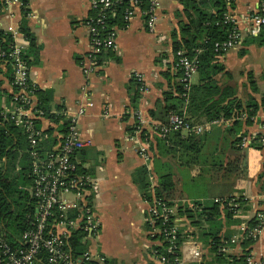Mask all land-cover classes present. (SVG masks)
Returning a JSON list of instances; mask_svg holds the SVG:
<instances>
[{"label":"crops","instance_id":"1","mask_svg":"<svg viewBox=\"0 0 264 264\" xmlns=\"http://www.w3.org/2000/svg\"><path fill=\"white\" fill-rule=\"evenodd\" d=\"M157 2L153 32L146 29L141 8L134 6L131 20L117 31L114 50L101 54L98 69L87 74L83 66H88L90 50L85 26L91 14L89 0H26L25 4L20 0L21 4L0 8V27H12L17 43L25 44L28 50V41L21 30L23 26L34 37L37 54L28 58L29 80L42 92L44 105L48 107V116L38 119L37 127L43 132L52 130L51 139L55 138L56 144L63 133L60 132L62 123L80 108L84 109V114L78 117V128L89 145L75 155V160L80 171L93 181L90 200L100 223L98 235L89 242L88 248L104 256L110 264H159L153 252L161 243L154 238L147 223L150 204L143 199L134 181L135 170L142 166L147 169L151 192L160 175L171 174L174 187L169 200L172 202L204 204L219 198L242 196L247 209L241 210V217L234 219L241 222L256 212L264 216L263 108L258 109L250 125L243 124L236 134L228 131L233 119H221L210 125L201 135L197 161L189 151L184 156L177 151L175 155H167L174 144L163 146L162 139L146 129L142 136L146 133L148 137L150 159L145 163L138 155L139 143L131 140L135 125L131 112L139 110L147 120L157 122L148 112L163 101L165 93L174 94L178 77L171 49L172 34L178 33L181 22H186L178 0ZM260 2L232 0L229 3L228 14L234 19L242 39L239 46L217 56L224 71L215 79L220 86L234 88L236 98L242 103L248 100L259 103L264 95V46L256 40L260 28L255 31L249 21ZM10 73L8 67L0 64V108L8 104L13 91ZM135 74L142 76L146 92H138L139 98L133 105L131 97L137 90ZM192 84H198L197 74ZM36 98L39 107V98ZM244 119L242 114L241 120ZM241 136L247 138L246 146L236 147L233 142ZM12 146L11 153L16 154L13 171L17 173L28 164V171L22 176L23 182L27 181L28 143L24 138L12 136ZM41 146L43 151L53 147L51 142ZM3 162L6 164L7 160ZM25 186L26 190L30 187ZM179 219L180 228L187 233L182 247L184 264H221L212 254L208 239L201 234L207 225L202 222L203 227L192 226L185 218ZM222 223V235L238 233V225L227 226L224 219ZM190 247L200 252L195 261L189 258ZM246 252H251L255 264H264V224L256 241L246 247L233 245L225 256L240 257Z\"/></svg>","mask_w":264,"mask_h":264},{"label":"built area","instance_id":"2","mask_svg":"<svg viewBox=\"0 0 264 264\" xmlns=\"http://www.w3.org/2000/svg\"><path fill=\"white\" fill-rule=\"evenodd\" d=\"M117 0H89L90 16L85 21L88 30L90 50L87 54V65L83 66L85 74L98 69V58L101 54L112 51L115 48L117 31L121 28L111 26L108 28L106 19L113 12V5ZM138 0H129V8L125 10L123 20L127 24L133 17V8ZM142 1V0H140ZM148 3L145 16V26L149 32H153L156 23L157 0H144ZM232 0L227 1V5ZM20 0H0V8ZM21 4V3H20ZM23 5V4H22ZM249 21L254 25L255 31L264 25V0H261L257 12L249 16ZM225 22L233 25L227 40L221 44H215V52L222 56L230 49L241 43V33L235 26V21L230 14L225 15ZM0 36L8 38L9 41L3 48L0 46V63L9 65L13 80L11 86L13 91L8 97V104L0 108V124H10L21 130L28 143V157L30 162L29 178L31 185L27 188L30 195L36 200L35 215L31 221L30 228L26 230L20 239L18 246L11 247L3 238H0V264H105L104 256L94 254L89 250L88 244L95 240L100 229V223L94 212L90 191L93 189L92 179L82 173L75 160V155L89 145L84 140L78 128V117L84 114L80 108L76 114L65 120V131L61 134L56 144L48 151L42 150V143L48 136L39 127L37 120L44 116V111L38 107L36 98V87L29 80V60L26 57L27 47L25 44L17 43L12 27L2 29ZM176 71L181 73L179 82L182 84L183 97L190 90L192 77L196 74L198 61L190 59L182 51L174 54ZM135 83L138 92H146L143 79L140 74H135ZM106 116V113H105ZM135 121L131 140L139 143L137 153L145 163L150 159L147 148L148 137L142 141L144 129L150 133L165 139L172 132L184 134L202 135L213 121L201 124H191L183 116L170 113L166 124L147 120L141 111L131 112ZM264 128V126H263ZM247 138L241 136L240 146H246ZM234 200L228 203L232 207L233 216L241 217V210L236 209L238 204ZM181 205H187L190 209H196L192 202L178 201ZM169 206L168 202L161 199L154 200L147 209V223L152 234L159 236L162 242H167L166 252L173 256L171 264H184L182 246L177 249V235L180 228V219L176 216L177 203ZM253 221V226L250 225ZM264 224V216L256 212L250 219L243 218L237 226L238 233L228 240H224L218 252L227 254L233 245H241L246 239L252 243L259 237ZM81 234L80 243L87 246L81 254L76 255L72 250L71 238L76 233ZM159 264H167L166 257L153 252ZM178 254V255H177ZM180 254V255H179ZM189 258L197 260L200 257L198 249H188ZM243 264H255L251 252L242 254Z\"/></svg>","mask_w":264,"mask_h":264},{"label":"trees","instance_id":"3","mask_svg":"<svg viewBox=\"0 0 264 264\" xmlns=\"http://www.w3.org/2000/svg\"><path fill=\"white\" fill-rule=\"evenodd\" d=\"M21 1L23 4L26 3V0ZM178 1L183 8L186 22H181L178 33L174 32L172 34L171 49L173 55L178 51H182L188 58H196L198 61L196 71L198 84H192L186 96L183 97L184 90L182 84L179 82L181 73L176 71L178 83L175 84L174 94L172 92L165 93L163 101L158 102L155 109L150 110L148 115L161 124H166L170 113L183 116L187 122L194 125H204V123L219 121L221 119H233L228 131L236 134L240 131L243 124L248 126L252 123L259 108L264 109V95L261 97L259 103L253 100L242 103L236 98L234 88L220 86L215 79L218 74L224 71V68L217 60L218 54L215 52L214 46L217 43L221 44L226 41L233 28L231 23L225 22V15L228 13V0ZM137 5H139L143 12L148 8V3L144 0H138ZM128 8L129 0H117L112 7L113 12H111L106 19L108 28L117 26L123 29L125 27L123 15ZM21 30L28 41L26 57L29 58L30 55H36L37 49L35 47L33 35L24 28V26ZM3 38L4 37L0 36V46L2 48L6 46L9 41L8 38H5L3 42ZM256 40L259 45L264 46V25L260 27ZM173 63L175 64V57ZM6 67H8V72L12 74L9 65L6 64ZM9 78L12 82L13 76ZM262 79L264 80V70ZM136 86L137 90L131 97L133 105L136 104L139 98L138 85L136 84ZM251 86L254 90L253 79L251 81ZM36 95L39 98V108L44 111L45 116H48L46 113L48 107L44 105L45 100H43L42 92L36 91ZM242 114L245 115L244 120H241ZM49 118L51 117L49 116ZM65 125V122L62 123L60 132L64 133ZM45 134L48 138L43 144L46 146L51 142V146L54 145L55 138L51 139L52 130L45 131ZM144 134L141 137L142 139L147 136L146 133ZM12 136H16L20 140L24 138L21 130L14 128L10 124H0V238L2 237L11 247H16L20 242L22 234L30 228L31 221L34 219L36 200L24 189L26 187L25 185H31L30 178L24 182L22 180L23 172L28 171V164L24 168L21 167L17 173L13 171L12 161L16 157V154L11 153L13 149ZM157 138L160 139L159 137ZM256 140L258 141V139ZM161 141L163 146L169 143L174 144L173 148H167V155H175L177 151L181 156H184L188 154L189 151V153H193L196 156L195 161L198 160L202 146L201 135L197 136L194 134H184L182 132H172ZM240 143L241 137L235 139L233 142L236 147H239ZM3 159L7 160L6 164H4ZM134 181L143 199L150 205L154 200L158 199L168 202L169 206L175 205V202L169 200L174 187L171 174L160 175L158 177V184L152 192L150 190L147 169L145 167L142 166L135 170ZM231 200H234V204H238L236 209H247L244 207L246 201L242 196H232L219 198L216 201H208L204 204L194 201L192 203L195 205L196 209H190L187 205H181V203L178 202L175 217L185 218L192 226L203 227L202 222L207 225L206 228L202 229L201 234L208 239V245L212 254L221 264H243V256H225L218 252L222 242L232 237L230 235L221 234V229L223 227L222 219H224L227 226L239 225L240 223L239 219H234L232 207L228 206ZM249 224L252 226L254 225L253 221H250ZM186 236L187 233H184L183 229L179 228L176 243L177 249H180L186 240ZM154 238L159 239L161 243L159 246H155L154 250L159 255L166 257V260L169 261L167 264H171L170 261H172L173 256L166 252L168 246L167 242H162L159 236H155ZM80 240L81 234L79 232H76L71 238L72 250L76 255L81 254L87 249V246L81 245ZM251 243L252 241L250 239H246L241 242V245L246 247ZM39 264H44V262ZM105 264L110 263L106 261Z\"/></svg>","mask_w":264,"mask_h":264},{"label":"rangeland","instance_id":"4","mask_svg":"<svg viewBox=\"0 0 264 264\" xmlns=\"http://www.w3.org/2000/svg\"><path fill=\"white\" fill-rule=\"evenodd\" d=\"M194 76L192 77V80H193Z\"/></svg>","mask_w":264,"mask_h":264}]
</instances>
